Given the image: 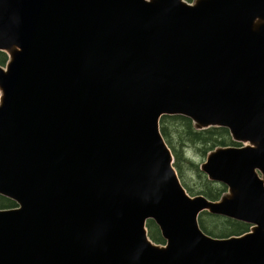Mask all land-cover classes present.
I'll use <instances>...</instances> for the list:
<instances>
[{
  "label": "water",
  "instance_id": "obj_1",
  "mask_svg": "<svg viewBox=\"0 0 264 264\" xmlns=\"http://www.w3.org/2000/svg\"><path fill=\"white\" fill-rule=\"evenodd\" d=\"M0 52V264H264V0H0ZM164 116L240 145L201 165L220 200L188 192Z\"/></svg>",
  "mask_w": 264,
  "mask_h": 264
},
{
  "label": "trees",
  "instance_id": "obj_2",
  "mask_svg": "<svg viewBox=\"0 0 264 264\" xmlns=\"http://www.w3.org/2000/svg\"><path fill=\"white\" fill-rule=\"evenodd\" d=\"M192 1V0H188ZM8 60V56L5 53L0 52V64L5 65ZM161 131L172 149L175 156V166L180 171V177L183 178L182 162H186L184 151L188 148H192L201 153L203 157H206L209 152L213 151L217 147L225 146H240L235 143L230 133L225 128H209L207 130L198 131L194 128L193 122L182 116H164L161 119ZM191 166H194L190 162ZM199 171L198 168H196ZM199 177L201 184L199 185L198 194L204 195L210 200L217 201L227 192V187L220 183L211 182L207 176L199 171ZM184 183V182H183ZM185 187L192 194L196 193V187ZM16 207L14 201L0 196V209H10ZM202 215H209L213 218L211 222V228L205 222ZM200 216V225L202 229L209 235L217 238H226L233 235H241L250 231V225L243 222H239L233 219L225 218L222 216L210 215L205 212ZM148 229L150 237L157 243H164L159 227L154 221H148Z\"/></svg>",
  "mask_w": 264,
  "mask_h": 264
},
{
  "label": "rangeland",
  "instance_id": "obj_3",
  "mask_svg": "<svg viewBox=\"0 0 264 264\" xmlns=\"http://www.w3.org/2000/svg\"><path fill=\"white\" fill-rule=\"evenodd\" d=\"M184 156L186 157V162H182V166H181L182 172H183L182 182H184L188 188L189 187H196L197 188L196 193L192 194L189 191V193L191 195H193V196L199 195L198 194L199 185L201 184V179L199 177V173H200L199 171H201V169H200L201 165L206 160V157H203L201 153L197 152L196 150H194L192 148L186 149V151H184ZM190 162H192L193 165H195V167L191 166ZM196 168H198L199 171H197ZM177 170H178V168H177ZM178 172L180 174L179 170H178ZM202 217H203V219H205V222L207 223V225L209 224L208 226L211 228L210 225H211V222L213 221V218H211L209 215H202L201 218Z\"/></svg>",
  "mask_w": 264,
  "mask_h": 264
}]
</instances>
